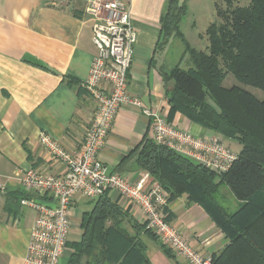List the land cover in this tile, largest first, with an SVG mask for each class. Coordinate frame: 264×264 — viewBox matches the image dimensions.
<instances>
[{"label": "crops", "instance_id": "crops-1", "mask_svg": "<svg viewBox=\"0 0 264 264\" xmlns=\"http://www.w3.org/2000/svg\"><path fill=\"white\" fill-rule=\"evenodd\" d=\"M121 1L138 32L128 76L130 94L178 128L196 136H218L223 142V136L210 133L182 113L171 114L166 90L172 88V82L165 85L163 75L187 57L180 39L172 37L162 44L160 21L169 0ZM86 3L0 0V264H26L30 230L37 216L34 210L21 205L23 199L38 196L27 194L19 178L29 171L56 176L65 171L45 153L38 140L40 133L52 136L68 152L74 151L80 148L95 115L96 104L83 86L97 53ZM149 121L136 107L119 109L101 153L108 173L136 181L145 172L136 161L142 143L151 134ZM238 145L236 151L226 146L238 156L242 148ZM224 190L229 189L219 187L225 207ZM110 197L127 212L124 228L134 235L133 223L144 224L142 211L116 194ZM186 198L169 199L166 218L194 248L218 255L229 240L202 207L190 204ZM94 202L78 197L70 212L72 224L79 223L80 228L81 215L90 211ZM72 236L71 231L70 242L81 238ZM157 238L140 230L151 264H174L162 252ZM70 254L65 253L60 264H67Z\"/></svg>", "mask_w": 264, "mask_h": 264}, {"label": "trees", "instance_id": "trees-1", "mask_svg": "<svg viewBox=\"0 0 264 264\" xmlns=\"http://www.w3.org/2000/svg\"><path fill=\"white\" fill-rule=\"evenodd\" d=\"M236 1L221 0L224 8L217 4V21L205 31V51L186 43L180 30L187 0L166 3L160 31L163 45L176 37L188 56V68L179 63L163 75L165 85L172 82L166 90L171 114L182 113L210 133L237 140L242 147L237 160L227 172L217 173L146 138L136 162L170 200L187 196L225 234L229 244L214 255V264H264V97L236 84L225 86L233 77L264 93V0H244L245 5ZM220 186L241 203L236 211L223 206ZM81 216V238L70 243L67 264H151L140 230L155 235L145 223L135 222L131 235L122 226L128 214L117 199L103 196ZM161 249L179 264L162 243Z\"/></svg>", "mask_w": 264, "mask_h": 264}, {"label": "built area", "instance_id": "built-area-1", "mask_svg": "<svg viewBox=\"0 0 264 264\" xmlns=\"http://www.w3.org/2000/svg\"><path fill=\"white\" fill-rule=\"evenodd\" d=\"M91 16L92 42L97 53L93 58L84 88L96 104L80 148L65 149L59 141L40 133L39 143L55 163L63 165L59 175L29 171L19 180L25 192L37 198H25L23 206L37 213L31 231L26 264H60L67 252L72 231L71 209L78 197L97 201L118 194L140 208L145 226L175 255L179 264H214V255L194 248L185 235L166 218L168 193L148 172L138 180L108 173L102 160L119 109L136 107L150 119V137L156 144L171 149L209 170L225 173L237 160L218 136L201 137L170 123L158 111L144 106L129 92L128 76L133 65L138 32L130 12L121 0H86ZM41 198H45L43 201Z\"/></svg>", "mask_w": 264, "mask_h": 264}, {"label": "rangeland", "instance_id": "rangeland-1", "mask_svg": "<svg viewBox=\"0 0 264 264\" xmlns=\"http://www.w3.org/2000/svg\"><path fill=\"white\" fill-rule=\"evenodd\" d=\"M57 1L63 5L64 3L70 0H57ZM180 2L182 3L184 2V0H180ZM236 2H238L240 5H245L247 3L244 0H238ZM186 4L188 5V11H187V15L184 16L180 30L184 33L186 39L189 41L188 43H190L193 48L197 50L205 51L206 47L208 46V42H206L204 39L206 38L205 37L206 28H208V26L212 24L213 22L217 21V16H216L217 15V11H216L217 4H219L221 8H224L225 5L224 3H221V0H187ZM185 57L187 58L186 59L183 58V61L181 63V66L184 69L188 68L189 66L188 56L185 55ZM233 84L242 86L243 88L247 89V91L249 90V92H252L254 95H256L259 98L264 97V93L260 92V90L249 87V86L241 85L236 80H234L233 77H229L228 79H226V82H225L226 87H229ZM223 142L226 145L231 146V149L233 151H236L239 146L238 145L239 142L234 139L223 137ZM233 196L234 195L232 194L230 190H224L223 197L225 198V202H226L225 207H226V210L230 213L236 211L239 208L238 202L236 198ZM122 226L123 227L125 226L124 223H122ZM72 233H73L72 238L79 240L81 236V229H79V223L73 224ZM154 235L157 237L156 234ZM72 242L74 243V241L68 242L69 244H68L66 255L71 253L73 250L71 246Z\"/></svg>", "mask_w": 264, "mask_h": 264}]
</instances>
